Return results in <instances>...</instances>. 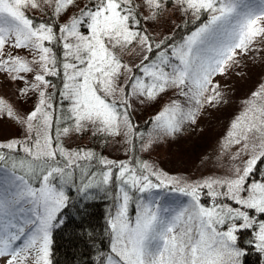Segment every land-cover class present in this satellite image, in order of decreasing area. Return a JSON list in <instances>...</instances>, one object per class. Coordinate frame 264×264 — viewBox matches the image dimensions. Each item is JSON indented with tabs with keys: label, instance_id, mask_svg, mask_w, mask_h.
Masks as SVG:
<instances>
[{
	"label": "snow or ice",
	"instance_id": "1",
	"mask_svg": "<svg viewBox=\"0 0 264 264\" xmlns=\"http://www.w3.org/2000/svg\"><path fill=\"white\" fill-rule=\"evenodd\" d=\"M176 3L181 11L191 12L197 18L201 13H208L207 23L173 48L171 56L178 64H173L163 51L157 54L156 60L143 55L137 66L143 76H130L127 86L149 100L170 87L179 88L185 97L200 105L211 78L226 71L237 50L243 54L258 37H264V0H176ZM163 6L164 0H142L141 4L134 0H86L83 6L79 0H0V72L7 73L13 80H22L20 73L34 71L30 65L39 67L33 77L35 82L21 89L24 94L38 93V103L23 121L32 137L30 144L20 145L26 158L17 162L0 151V161L6 164L11 161V174L0 176V264H51L52 230L58 226L57 213L68 199L63 187L57 188L53 181L59 179L61 185L68 183L75 169H81L83 177L87 178L78 191L108 185L113 177L112 168L118 169L115 179L124 186L117 194L120 201L117 212L108 221L112 244L106 264H240L244 252L236 247L237 233L244 229H253L255 247L264 253V223H259L256 230L255 219L242 210L254 209L264 214V183L246 186L258 161L264 160V108L253 105L249 109L253 115L245 113L248 123L241 138L247 140V134L255 131L260 142L252 145L253 154L245 161L243 169H236L234 179L209 180L175 188L191 197V203L179 208H161L157 201L141 202L134 222L128 218L131 196L126 189L143 193L178 182L152 171L146 163L138 172L127 163L103 159L100 163L108 170L102 173L101 180L94 181L95 174L90 176L78 161H90L95 154L69 151L59 142L60 136L81 133L89 125L110 135H119L122 126L131 131L126 99L121 101L125 106L123 112L114 101H107L118 90L124 91L118 84L122 71H132L114 50L136 43L146 53H152L150 37L139 28L138 8L148 10L145 20H155ZM74 8L78 11L73 12ZM29 9L50 10L53 17H67V20L61 24L36 22L27 14ZM45 42L62 44V64ZM155 47L159 49L161 45ZM6 48L27 50L32 60L11 52H7L5 58ZM58 66L62 67L64 76L60 95L70 101L68 119L73 125L57 126L54 138L50 132L52 97L46 91L51 82L46 77L58 75ZM168 68L171 70H166ZM212 99L208 97L209 102ZM2 111L4 105L0 102ZM7 114L13 115L11 109ZM195 115V109L184 112L174 101L155 117V124L165 134H172L179 131L184 120L194 122ZM56 123L59 125V120ZM238 127L239 123L233 124L234 129ZM16 148V141L0 143V149ZM58 155L64 161L63 166ZM152 176L159 183H153ZM32 177L39 180V187L32 186L29 179ZM221 187H226L227 191L216 190ZM201 188L209 189L207 194L214 199L227 196L240 207L220 204L204 207L199 197ZM244 192L247 196L241 195ZM236 221L242 222L237 224ZM226 223L227 230L221 231L220 227Z\"/></svg>",
	"mask_w": 264,
	"mask_h": 264
},
{
	"label": "rangeland",
	"instance_id": "2",
	"mask_svg": "<svg viewBox=\"0 0 264 264\" xmlns=\"http://www.w3.org/2000/svg\"><path fill=\"white\" fill-rule=\"evenodd\" d=\"M82 1L79 0V3L81 4ZM173 2L175 5L161 11L155 20H146L145 29L148 33H154L156 38H160L174 28L178 22V15H180V6L176 0ZM114 51L121 62L131 68L132 71L131 73L122 71L118 84L124 87V91L118 90L115 95L108 97L107 100L112 99L121 102L122 99H126L127 114L132 128L131 131H128L122 126L119 135H110L106 132L109 140L103 160L127 163L132 154L134 126L144 120L146 121L149 117L155 121V117L165 108L172 106L174 101L180 105L184 112L190 109L196 110L194 122L184 120L179 126V131L172 134H165L155 124L150 135L139 146L138 153L142 156L139 159L141 165L146 163L151 166L152 171L159 172L178 183L169 185L170 189L162 193H160V188L151 189L148 197L137 202L135 217L138 212V204L141 202L147 204L150 201H157L161 208H179L191 203V197L174 190L177 187L197 185L209 180L234 179L236 169H243L245 161L253 154L252 145L260 142L257 139L259 134L255 131L247 134V140L241 137L248 123L245 113L247 112L248 116H252L253 112H249V109L253 105L256 108H264V37H258L243 54H239V50H237L238 54L234 61L229 62L230 66L226 68V71L211 78L208 91L200 98L202 101L200 105H196L194 101L185 97L179 88L170 87L159 93L153 100L135 94L134 90L127 86L129 84L128 78L130 76H143V73L139 69L135 70V68L146 52L136 43L126 48H117ZM7 52L20 55L28 61L32 60V54L24 49L6 48L5 58H7ZM170 59L173 64L179 63L176 59ZM30 66L34 71L20 73L24 77L22 80H13L7 73L0 72V102L4 105V111L0 112V143L17 142L15 150H0L5 154L14 156V160L17 162L26 158L20 145L32 142V137L26 131V125L23 121L38 103L37 92L28 91L26 94L21 92V89H26L29 84L35 82L33 77L39 71L38 65L32 64ZM166 70L170 71L171 69ZM25 80L28 81V84L25 83ZM49 89L50 86L46 91ZM254 93L259 95L254 96ZM208 97H213L211 102H209ZM8 109H11L13 113L11 117L7 114ZM49 111L52 112L51 109ZM234 123H239V127L234 129ZM87 129L97 131L91 125ZM233 133L234 135H231ZM34 135L35 133H33ZM77 135L78 133L73 132L69 136H64V141L60 143L66 150L75 151ZM237 139H239V143H235ZM245 144H248V149H245ZM146 145L149 146L146 148ZM4 174H11L10 167L0 166V176ZM29 179L31 184H36L34 188L39 187L38 179L34 177ZM248 181L246 180V186L250 185ZM121 187L122 185L118 182L117 194ZM226 191L227 188L223 187L221 192ZM241 195L247 196V193L244 192ZM213 199L210 196L200 197V203L204 207H213L217 205ZM225 199L226 202L231 200L227 196ZM119 203L120 201L116 198L114 216ZM233 207L240 206L235 204ZM255 221L258 230L259 223L264 222L256 219ZM220 230L226 231L227 227L225 229L220 227Z\"/></svg>",
	"mask_w": 264,
	"mask_h": 264
},
{
	"label": "trees",
	"instance_id": "3",
	"mask_svg": "<svg viewBox=\"0 0 264 264\" xmlns=\"http://www.w3.org/2000/svg\"><path fill=\"white\" fill-rule=\"evenodd\" d=\"M86 0H83L80 4H83ZM134 3L141 4L142 0H134ZM175 5L173 0H164V6L161 11L172 7ZM73 12L78 11V9H73ZM138 13L140 16L141 23L139 28L144 31L151 39L153 45V52L146 53L150 55L152 60H156L157 54L163 51L170 58L173 48L179 46L184 42V40L192 34L198 27L203 26L207 23L209 19L208 13L204 12L199 15L197 18L196 15H193L191 12H183L180 10V15H178V22L174 28L167 34L156 38L154 33L150 34L145 29L146 20L144 17L148 16L149 12L146 8H138ZM32 19L36 22H50L61 24L67 20V17L63 19H57L50 14V10L40 12L29 9L27 13ZM71 14V13H70ZM147 14V15H146ZM85 34L86 33V30ZM53 48V51L57 57V60L62 64L63 62V48L62 44L47 45ZM160 44L161 47L157 49L155 46ZM175 60V58H173ZM141 62L138 64L140 65ZM137 65V66H138ZM139 68L136 67L135 70ZM59 74L56 76H47L46 79L51 82L50 89L47 93L51 94V103L53 107V125L50 130L51 135L55 138L56 128L71 126L73 121L68 119L71 115L69 108L71 107L70 101L63 99L60 95V92L63 89V69L58 66ZM108 99V98H107ZM109 103L115 102L118 109L123 112L125 106L122 103L115 100H107ZM128 112V111H127ZM59 120V125L56 121ZM155 121L150 117L145 121H142L139 124L134 126L135 134L132 141V154L127 164L130 167L136 168L137 171H140L141 155L138 153V148L142 145L143 141L150 135L154 129ZM64 136H60L59 142L64 141ZM77 141L75 145V151L84 150L85 152L94 153V158L92 160H80L79 164L82 165L83 170H86L94 181L102 179V173L107 171L108 168L100 163V160L104 158L105 150L107 148V141L109 136L106 132L92 131L86 129L77 135ZM1 151V150H0ZM11 157L12 160L15 159L11 154H6ZM60 159V166H63L64 161ZM11 161L7 164L0 161V166L9 168ZM117 168H112L113 177L110 180L108 185H99L97 187H92L87 190V192L78 191L82 186V182L86 180V177H83L81 169H75L73 171L72 179L61 185L59 179L53 181L54 186L57 188L63 187L65 195L68 197L66 204L60 211L57 213V218L59 224L52 230V246H51V264H106V257L111 252L112 244V231L109 227V219L114 216L116 210V198H117V187L118 181L115 179L117 175ZM153 183H159L156 177H151ZM155 179V180H154ZM248 183H264V160L258 161L256 168L253 173L247 178ZM39 183V180H38ZM33 187L36 184H32ZM122 187H124L122 185ZM222 188H217V191H222ZM170 189V187H160V193L165 190ZM129 191L131 200L128 205V218L133 222V219L136 214V204L140 200H144L148 197L149 192H139L133 189H126ZM209 189L202 188L199 190L200 197H208L207 194ZM214 200V203L220 205H228L230 207L235 206L232 200L226 202L225 196L217 197ZM235 208V207H233ZM247 211L249 216L256 220L264 222V214L257 213L254 209H242ZM254 216V217H253ZM242 221H236L237 224ZM225 226L221 228L225 229ZM254 228L257 230V225H254ZM237 247L244 252V255L241 257L240 264H264V253L257 250L255 247V236L253 229H244L240 230L237 233Z\"/></svg>",
	"mask_w": 264,
	"mask_h": 264
}]
</instances>
